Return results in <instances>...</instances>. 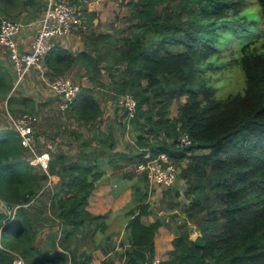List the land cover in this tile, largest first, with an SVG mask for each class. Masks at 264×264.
I'll return each instance as SVG.
<instances>
[{
    "label": "trees",
    "instance_id": "obj_1",
    "mask_svg": "<svg viewBox=\"0 0 264 264\" xmlns=\"http://www.w3.org/2000/svg\"><path fill=\"white\" fill-rule=\"evenodd\" d=\"M130 4L121 38L92 27L79 51L55 43L44 58L51 81L75 71L88 82L65 109L58 96L57 113L45 114L60 117L53 148L47 128L34 133L44 135L47 170L30 162L9 122L0 126V264L17 257L24 264H94L97 251L104 255L98 264H154L161 229L174 237L157 264H264V0ZM35 5L0 0V22L4 16L21 23L13 18L28 15L30 7L36 11ZM88 13L89 26L96 13ZM5 62L0 59V101L14 111ZM234 69L243 75L242 90L219 95L221 76ZM125 93L136 99L134 116L119 105L113 122L100 129L102 100L116 102ZM22 98L26 103L17 111H42ZM174 104L178 113L171 116ZM125 121L137 130L138 154L119 149ZM183 134L191 138L187 146L178 145ZM148 151L152 157L165 153L178 168L175 183L161 191L163 215L152 209L146 172H138L124 229L108 234L107 213L88 208L96 185L109 169L120 171L122 159ZM15 205V217L4 225ZM42 229L45 240L38 237Z\"/></svg>",
    "mask_w": 264,
    "mask_h": 264
},
{
    "label": "rangeland",
    "instance_id": "obj_2",
    "mask_svg": "<svg viewBox=\"0 0 264 264\" xmlns=\"http://www.w3.org/2000/svg\"><path fill=\"white\" fill-rule=\"evenodd\" d=\"M131 1L134 0H85L84 2L86 3L87 6L83 7L81 5H77L76 7H78L79 9H81L82 12V22L79 26H77L76 28L73 29V31L71 33L77 35V40L74 43V47H71L70 50L72 49V51L74 50L75 52L78 51V49L83 47V41H82V35L86 32L90 31V28H95V29H100L101 31H108L109 33H112L114 35H116L118 38L122 37L125 35V28H126V17L129 15L130 9H131ZM47 0H35L36 3V7L40 8L39 12L38 9L36 11V8H34L32 10V7H30V9H28L30 11V13H28V15H26V19H27V23L31 22L30 24V31H36V26L39 22V18L42 15L43 12V7L44 4H46ZM76 5V4H75ZM83 8V9H82ZM85 9V10H84ZM32 11V12H31ZM88 11H95L96 16L93 17V24L88 26V19H87V15L89 14ZM24 11H22L23 13ZM23 16V14H20L18 17L13 18L16 20H20V18ZM9 17V16H7ZM12 18V17H10ZM99 24V26H98ZM38 29V28H37ZM121 29V32L118 33L117 31ZM36 34V33H35ZM69 35V34H68ZM67 35V36H68ZM81 36V39H80ZM64 38V37H63ZM34 39V38H33ZM33 41V40H32ZM58 41V40H57ZM55 43H59L54 41L53 44ZM0 59L6 61L11 68V64L9 62V60H7V56L4 52V50H2L0 48ZM5 62V63H6ZM43 62V61H42ZM6 63V64H7ZM37 70L35 71H39V74L36 73V75H39V80L37 82H33L30 83L29 80H25L24 78L22 80H20V82L16 83L15 81L17 80V76L14 72L13 73V87L9 93V95H12V99H16V103H21L23 102L24 105L26 103V100H23V96L24 95H28L29 97H36L38 99L41 98V95H39L40 93H44V86L47 87L46 85H44L43 82V74H44V70L43 67L41 65V69L37 68ZM43 72V74H42ZM64 76H68L70 77L73 81H75L76 83H78L80 86L87 84V79L84 77L83 79H79L78 77H76L75 75V71H74V75L73 74H66ZM220 82V87H219V95H225L229 92H237V91H241L243 88V83H244V78L243 75L237 70L234 69L233 71L229 72L228 74H225L224 76H221V79L219 80ZM119 98V97H118ZM30 100L28 101L29 105H30ZM14 103V102H13ZM11 103V104H13ZM119 99H117L116 102L111 101V102H105L104 100H102V109H103V115H102V120L99 122V127L100 129H104L110 122H113V117L115 116V108H117V106L119 107ZM56 111V112H55ZM53 112L57 113V110H54ZM121 112V111H120ZM119 112V115H120ZM8 113H10L11 115H17L20 114L22 112H15L11 110V106H8L6 101H0V126H3L4 124H9V120H8ZM27 113V112H24ZM178 113V109H177V105L174 104L171 107V112L170 115L171 116H175ZM37 116V122L35 123V125L33 126L34 128V133H36L35 135L38 137V131H43L44 129L47 128V132H49V134L46 136L45 140H48V145H53L52 142H50L51 139V133L53 132V126H55V123L58 122V118H60L58 115L57 117L56 114H54V118H48L47 116L49 115H45L44 114V110L42 109L41 112H37L34 113ZM119 120H121L119 118ZM9 122V123H8ZM123 131H121V128L118 129V132H120V138H119V149L122 152H125L127 154H132L134 155L135 153L138 154L141 152V150H138L139 146L135 143V135L137 133L136 128L133 129L132 125H130V123L128 121H125V129H122ZM34 135V142L36 144V139L39 140L40 144L35 147L34 152L32 151H28L29 155L28 158L30 161H34L37 160L38 155L40 154L38 152L39 149H42L44 153V135H41L39 138H35ZM59 139V138H58ZM66 143V142H65ZM40 147V148H38ZM64 148L66 149V147L64 146ZM130 152V153H129ZM50 157V155H49ZM140 157V156H139ZM138 156H136V159L134 160H127V159H122L120 166H117L116 169H120L119 172H121L122 174L127 173L133 175L132 179H128L126 180L127 185L131 187L132 182L135 180L136 178V173H138V169H137V164L141 161V158H139ZM137 159L139 160L138 162ZM186 162V160L182 161V165H184ZM39 164V163H37ZM34 164L36 166L39 165ZM41 170L44 171V169L42 168V166L40 165ZM115 169V170H116ZM114 172V170H113ZM125 180V179H124ZM151 186V187H150ZM150 195H149V201L152 204V209L154 211V213H156L157 215L161 216L163 215V211L159 209V199H160V195H161V191L162 188L165 187H161V186H157L154 187L153 185L150 184ZM111 187H114L113 190L110 192H108L109 194L105 195V206L106 208L108 206H110V203H114V199L117 198L118 202L116 201L118 207L121 206L120 209L116 210V212L112 213L110 211L106 212L107 213V219L105 220L106 224H107V233L111 234H120L125 226L126 223V216L124 215V212L126 210V205L125 202L128 200V192H126L125 194H120V187L117 186V183H112ZM44 189H42L40 192H42ZM114 191V193H116V195L113 196L114 193H112ZM116 197V198H115ZM115 203V205H116ZM124 205V206H123ZM89 207V206H88ZM105 213V214H106ZM166 218V220H170V216L169 215H165L164 216ZM5 221V220H4ZM3 221V222H4ZM45 235H46V229H42L40 230L38 237L39 239L45 240ZM101 234L98 233L97 237H99ZM197 235V232L194 231L191 234V237L194 238ZM173 237L172 233H168L164 230H160L159 233H157L156 235V243L157 246H159V250H157V252L159 251L160 254L157 255L156 257H164L165 256V251L166 249L169 248V246L172 247L171 244V238ZM163 243L162 245H160L159 243ZM96 253H99V251H97ZM12 264V263H11Z\"/></svg>",
    "mask_w": 264,
    "mask_h": 264
},
{
    "label": "built area",
    "instance_id": "obj_3",
    "mask_svg": "<svg viewBox=\"0 0 264 264\" xmlns=\"http://www.w3.org/2000/svg\"><path fill=\"white\" fill-rule=\"evenodd\" d=\"M69 0H47L43 9L39 27L28 50L21 48L18 41V34L21 29V23L14 22L4 16L0 22V48L4 50L7 60L11 64L13 72L17 76L16 83L20 82L25 74L33 67L41 69L42 61L52 48L54 41L62 39L70 34L74 28L82 22L81 9ZM51 92L60 98V108L65 109L69 103L78 96L81 86L67 77H58L49 84ZM120 106L128 111V118L135 114L136 99L129 93L119 97ZM10 126L18 133L21 144L29 151L34 152V128L37 122V116L33 113H20L11 115L8 113ZM191 143V138L183 134L179 140V146H187ZM53 148V145H48ZM49 153L45 151L38 155L37 160L30 161L32 164L39 163L44 170H47L49 163ZM138 172H146V176L151 185L154 187H169L176 181L178 168L165 153L152 157L150 152H146L141 161L137 164ZM15 205L8 212V221L10 223L15 217ZM1 238V231H0ZM159 259H155L157 264ZM12 264H24L20 257L15 258Z\"/></svg>",
    "mask_w": 264,
    "mask_h": 264
},
{
    "label": "crops",
    "instance_id": "obj_4",
    "mask_svg": "<svg viewBox=\"0 0 264 264\" xmlns=\"http://www.w3.org/2000/svg\"><path fill=\"white\" fill-rule=\"evenodd\" d=\"M44 7H45V4H44ZM39 9L40 8H38V11H36V12H39ZM25 14H26V11L23 12V16L20 18L21 29H20L19 34H18V41H19L20 46H21L22 49L28 50L30 48V46H31V43H32V40H33V38L35 36L36 31L35 32L34 31H30L31 28L29 26H30L31 22L27 23V19L25 17ZM40 18H39V21H40ZM36 27L37 28L39 27V22H38ZM37 28H36V30H37ZM84 32L86 33V31H84ZM77 35H79V34H77ZM77 35H75L73 33H70L68 36H66V37H64L62 39H59L56 42H59L60 46H63L64 48H66L68 50H70L71 47L76 49V47H74V43L76 41L79 42V40H77ZM80 39H81V36H80ZM79 50H80V48L78 49V51ZM70 51H72V49ZM72 52H75V51L73 50ZM6 65L10 66L8 63ZM42 67H43V70H44V74L42 72V74H43V79L42 80L44 82V85L47 86V87L44 86V93H40L39 94V95H41L40 99H38L36 97L32 98V97H29L28 95H25V96H28L29 98H31L30 107L34 106L37 110H39V108H41V109L44 110V114L49 115V114H51V112H53V109H55L57 107V103H58V99L57 98H58V96L55 93L51 92L50 89H49L48 84L51 82V80L47 76V72L48 71L46 69V66L44 65V60L42 62ZM35 70H37L36 67L31 68L24 76V79L25 80H29L30 83H32V84H33V82H37L39 80V75H36V73L39 74V71L37 72ZM10 71L13 72L12 69H10ZM12 72H11V75H13ZM60 77L70 78V77L64 76V75L60 76ZM16 102H17L16 99H12L11 100V103H13L12 107H13V110L15 112H17V110L21 109L23 107V105H24L23 102H21V103H16ZM126 180L127 179L124 180V179L121 178V172H119V171H114L113 172V170L109 169L107 174L103 177V179L100 182H98L97 185H96L94 193L92 194V196H91V198L89 200V204H88L89 210L92 211L93 213L104 214V213H106L108 211L114 213V212H116V210L121 208V206L118 207V205H117V203H119V202H118L116 197H115L116 199H114V203H110V206H108L107 208L105 206L106 205L105 204V202H106L105 195L109 194L108 192L109 191L111 192L113 190V188H114V187H111L112 183H117V186L120 187V191H118V192H120L119 196L121 194H125L126 195V192H128L129 197H128V200L125 202L124 205L129 203L130 199H131L132 189H131L130 186L127 185L128 181L126 182ZM112 193H114V191ZM114 195H116V193H114L113 196ZM116 201H117V203H116ZM115 203H116V205H115ZM3 210H5L4 209V204L0 201V212H2ZM166 232H168V231H166ZM173 237H174V234H173ZM173 237L170 240H172ZM156 240H157V238H155V254L157 256V255L160 254V252L159 251L157 252V250H159V246L156 247L157 246ZM159 244L162 245L163 243L160 242ZM171 248L172 247L169 246V248L166 249L165 253ZM103 258H104V255L101 252L96 253V259L94 260V264H98L99 261L101 259H103ZM159 258L156 257V259H159Z\"/></svg>",
    "mask_w": 264,
    "mask_h": 264
},
{
    "label": "water",
    "instance_id": "obj_5",
    "mask_svg": "<svg viewBox=\"0 0 264 264\" xmlns=\"http://www.w3.org/2000/svg\"><path fill=\"white\" fill-rule=\"evenodd\" d=\"M4 225H8V223H4Z\"/></svg>",
    "mask_w": 264,
    "mask_h": 264
}]
</instances>
